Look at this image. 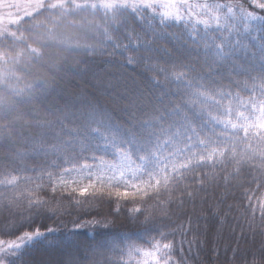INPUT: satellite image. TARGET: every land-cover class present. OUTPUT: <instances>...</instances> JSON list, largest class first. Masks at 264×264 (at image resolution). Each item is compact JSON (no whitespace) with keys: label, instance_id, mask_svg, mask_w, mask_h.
I'll return each instance as SVG.
<instances>
[{"label":"snow or ice","instance_id":"1","mask_svg":"<svg viewBox=\"0 0 264 264\" xmlns=\"http://www.w3.org/2000/svg\"><path fill=\"white\" fill-rule=\"evenodd\" d=\"M4 8L0 264H264V0ZM69 188L87 213L130 201L137 232L82 242L34 227L65 214Z\"/></svg>","mask_w":264,"mask_h":264},{"label":"trees","instance_id":"2","mask_svg":"<svg viewBox=\"0 0 264 264\" xmlns=\"http://www.w3.org/2000/svg\"><path fill=\"white\" fill-rule=\"evenodd\" d=\"M200 2H204V0H200ZM17 26H12V30H15ZM27 27V25H25ZM17 35H21V33H17ZM24 35H27L24 33ZM2 63V62H0ZM105 159L108 163H117L118 161L114 160L111 153L105 154ZM97 163H99V160H97ZM85 183L87 181L85 180ZM35 185H33L34 187ZM80 185H77L79 187ZM255 187V185H253ZM42 195L45 196H51V190L45 189L44 193ZM261 195H264V190L257 192L256 197L259 198ZM71 196H75L76 198L80 200L84 199H91L90 197H80L78 192L72 193L71 189L69 188L67 191H64L63 193L58 192L57 197L61 199L62 202V211L65 213L63 216L59 217H51L49 219H41L38 218L36 220L35 226H40L41 229H45L46 227H55L57 228L56 236L58 239L63 240L65 238V235L69 232H76V235L74 237H71V239H76L82 242H90L94 239H109V240H115L117 238V234H125V233H136L137 228L135 225H133L128 219V210L132 206L131 202H127V206L125 205L124 201H121V210L120 213H117L115 211V204H112L109 206L107 203H105L102 206H96L93 207L90 213H87L75 206V202L70 199ZM87 207V206H85ZM104 216H108L109 219L112 218V216H117L118 223L109 229H104L101 227H95L93 229V226L89 225L84 228L77 229V225L73 223L74 221H79L80 223H84L87 220L97 217L102 218ZM93 231H95L96 235H93ZM5 238L7 237H0ZM152 239L151 236H145L140 235L136 240L135 243L138 244V246L144 250H150L148 246V241ZM143 241V243H141ZM39 254H43V250H40ZM36 255V253H34ZM144 257L140 254H133L131 257L125 256L123 257L124 264H140L142 262Z\"/></svg>","mask_w":264,"mask_h":264},{"label":"rangeland","instance_id":"3","mask_svg":"<svg viewBox=\"0 0 264 264\" xmlns=\"http://www.w3.org/2000/svg\"><path fill=\"white\" fill-rule=\"evenodd\" d=\"M10 2H12V0H5V8L2 10L3 11V14L5 16H7V12H8L7 3H10ZM57 2H58V0H46V3H57ZM78 2H83V0H78ZM5 26H7V23H5Z\"/></svg>","mask_w":264,"mask_h":264}]
</instances>
